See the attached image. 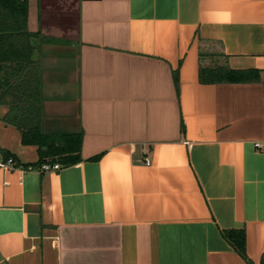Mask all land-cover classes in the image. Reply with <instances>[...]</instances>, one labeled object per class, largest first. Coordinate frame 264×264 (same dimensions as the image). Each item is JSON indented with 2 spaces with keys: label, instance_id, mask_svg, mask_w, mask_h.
Instances as JSON below:
<instances>
[{
  "label": "crops",
  "instance_id": "crops-1",
  "mask_svg": "<svg viewBox=\"0 0 264 264\" xmlns=\"http://www.w3.org/2000/svg\"><path fill=\"white\" fill-rule=\"evenodd\" d=\"M28 29L42 129L82 159L25 168L0 102V264H249L228 228L264 264V0H28ZM210 50L260 78L201 82Z\"/></svg>",
  "mask_w": 264,
  "mask_h": 264
},
{
  "label": "trees",
  "instance_id": "trees-1",
  "mask_svg": "<svg viewBox=\"0 0 264 264\" xmlns=\"http://www.w3.org/2000/svg\"><path fill=\"white\" fill-rule=\"evenodd\" d=\"M33 36L36 32L28 29V0H0V102L9 105L5 120L20 128L24 143L38 145L39 163L73 164L82 159V132L49 133L41 126L40 80L33 58ZM203 55L209 59L205 62L202 58L201 82H245L260 78L256 68L229 66L223 53L210 50ZM175 78L179 86L177 71ZM224 235L249 264H254L247 253L244 228L225 229Z\"/></svg>",
  "mask_w": 264,
  "mask_h": 264
},
{
  "label": "built area",
  "instance_id": "built-area-1",
  "mask_svg": "<svg viewBox=\"0 0 264 264\" xmlns=\"http://www.w3.org/2000/svg\"><path fill=\"white\" fill-rule=\"evenodd\" d=\"M260 145L261 144L258 142L257 146H260ZM146 162L150 163L151 162L150 158L147 157ZM60 166L61 164L59 162L45 161L37 165L28 164L26 165L25 168H36L40 171H44V170L59 168ZM18 167H24V165L19 163L13 154L9 153L6 155L4 154V152L0 151V168L13 169V168H18Z\"/></svg>",
  "mask_w": 264,
  "mask_h": 264
}]
</instances>
